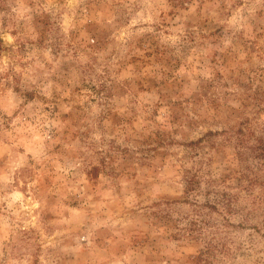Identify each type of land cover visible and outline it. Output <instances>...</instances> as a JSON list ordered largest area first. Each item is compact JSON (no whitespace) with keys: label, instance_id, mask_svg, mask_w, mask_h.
Segmentation results:
<instances>
[{"label":"rangeland","instance_id":"1","mask_svg":"<svg viewBox=\"0 0 264 264\" xmlns=\"http://www.w3.org/2000/svg\"><path fill=\"white\" fill-rule=\"evenodd\" d=\"M0 264H264V0H0Z\"/></svg>","mask_w":264,"mask_h":264}]
</instances>
